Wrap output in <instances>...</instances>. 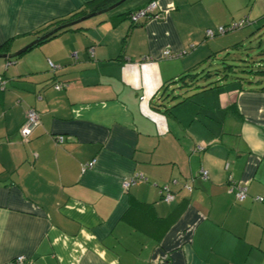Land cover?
Returning <instances> with one entry per match:
<instances>
[{"label":"crops","instance_id":"obj_1","mask_svg":"<svg viewBox=\"0 0 264 264\" xmlns=\"http://www.w3.org/2000/svg\"><path fill=\"white\" fill-rule=\"evenodd\" d=\"M86 1L0 0V53ZM146 1L0 57V264H264V80L225 76L170 110L153 104L211 52L260 48L264 0H156L132 24ZM31 108L39 121L24 139Z\"/></svg>","mask_w":264,"mask_h":264},{"label":"trees","instance_id":"obj_2","mask_svg":"<svg viewBox=\"0 0 264 264\" xmlns=\"http://www.w3.org/2000/svg\"><path fill=\"white\" fill-rule=\"evenodd\" d=\"M118 0H88L83 5L78 7L75 10H72L63 17H57L49 20L47 23H45L43 26L37 28L34 30V34L36 35V41L32 42L31 45L28 47H31L33 45H36L43 40H46L50 38L51 36H54L60 31H63L65 29H71L74 26H77L79 23H75L70 26L62 27L58 29L57 31L48 34L46 37H43L46 35L51 29L55 28L58 25H61L65 22L74 20L86 13H90L96 10L105 9L109 5L115 3ZM127 0H124L123 2H126ZM152 0H147L142 5L138 6L134 10L130 11L127 16L130 17L131 13L135 12L140 7H143L147 3H149ZM122 2V3H123ZM127 11V10H126ZM127 13V12H126ZM155 15V9L153 12L144 18H148ZM131 20V19H130ZM245 19H241L238 21V24L235 26L230 25H220L224 27L223 32L218 31L217 26L215 29L207 28L213 31V34L211 36L207 35L205 30V36L206 37H213L217 34H222L229 29H235L237 27L242 26L244 23H246ZM132 24H137L138 21L133 22L131 20ZM230 31V30H229ZM252 48L251 45H248L247 42H243L242 40L235 41L231 45L224 47L222 49L216 50L211 52L207 57L206 60L203 62H200L197 64V66H194L193 68L186 69L183 72L179 73L176 78L169 80V84L171 85L169 89H162V91L159 93L157 99L159 102H157V99L153 101V104L155 107L160 108L161 105L164 110H170L172 106L175 104L191 97L194 93H197L198 91H201L203 89L211 88L213 85L216 84V82L220 79H224L225 76H229L230 79H235L239 77L243 78H249L252 81H257L255 83H260L258 81L264 80V57L262 55L255 56L254 54H250L247 49ZM0 50L2 51V47H0ZM259 51H264V44L258 48ZM257 50V51H258ZM185 52V51H184ZM260 52L259 54H261ZM17 55L13 57H7L8 61H12L13 58H15ZM243 73V74H242ZM247 75V76H244ZM248 75L250 77H248ZM1 76H0V83H1ZM59 83H54L53 87L55 88V85ZM62 84V83H60ZM63 87V86H62ZM258 88L263 89L264 83L259 84ZM56 89V88H55ZM195 91V92H194ZM172 103V104H171ZM201 144V143H198ZM198 144L195 145V149L202 150L206 144H204L203 148H198ZM201 168V167H200ZM204 168V167H202ZM205 169V168H204ZM200 170V169H199ZM207 170V169H206ZM201 175V174H200ZM202 176V175H201ZM207 176V175H206ZM202 176V177H206ZM234 184H241L235 181H229ZM243 185V184H242ZM190 188V186H188ZM246 188V187H245ZM234 197L236 200L241 201L242 199H237L235 196L234 191H232ZM247 195V191L245 189V197ZM162 197V195H161ZM244 197V198H245ZM243 198V199H244ZM163 199V198H162ZM164 200V199H163Z\"/></svg>","mask_w":264,"mask_h":264},{"label":"built area","instance_id":"obj_3","mask_svg":"<svg viewBox=\"0 0 264 264\" xmlns=\"http://www.w3.org/2000/svg\"><path fill=\"white\" fill-rule=\"evenodd\" d=\"M157 6V2L156 0H152L149 3H147L146 5H144L143 7H140L139 9H137L135 12L131 13L130 18L133 22L138 21L139 18L142 17H147L149 16L153 10L156 8ZM237 23L232 24V26L237 25ZM218 31L219 32H223L224 31V27L223 26H219L218 27ZM207 35L211 36L213 34V31L210 29L206 30ZM183 52H173L170 50H163L162 51V56L166 57V58H171V57H175L178 54H182ZM50 65L52 66V64L50 63ZM65 84H56L55 88L59 89L62 86H64ZM39 121V116L36 110L34 109H28L26 116H25V120L22 122V124L20 125L19 128V132L22 135V137L24 139H26L28 137V135L31 133L32 129L34 128V126L38 123ZM63 140V136L59 135L57 138V141L61 142ZM204 144H198V148H203ZM89 165H91V163H89ZM200 174L202 176H206L207 175V170L204 168H200L199 170ZM139 175V176H138ZM136 177V176H135ZM135 177L130 178L129 180L124 182V185L127 186L129 183L134 182ZM137 177L139 178H143V176L141 174H137ZM245 186L242 184H234L231 183L229 184V190L234 191L235 196L237 199H243L245 197ZM161 192H162V198L165 201H169L173 198V194L171 192H169L166 188V186H163L161 188ZM16 259L18 261H23L24 260V256L23 255H18L16 256Z\"/></svg>","mask_w":264,"mask_h":264},{"label":"water","instance_id":"obj_4","mask_svg":"<svg viewBox=\"0 0 264 264\" xmlns=\"http://www.w3.org/2000/svg\"><path fill=\"white\" fill-rule=\"evenodd\" d=\"M123 1H124V0H118V1H116L115 3H113V4L109 5L108 7H106L105 9H102V10H99V11H96V12H91V13H89V14H86V15L80 16V17H78V18H76V19H74V20H71V21L65 22V23H63V24H61V25H58V26H56L55 28L51 29V30H50L46 35H44L43 37H46L48 34L53 33V32L57 31L58 29H60V28H62V27H66V26L73 25V24H75V23H78V22L82 21L83 19H85V18H87V17H89V16H92V15H94V14H98V13H101V12L106 11V10H108V9H111V8L117 6L118 4L122 3ZM34 41H36V39L33 40L32 42H34ZM32 42H31V43H32ZM31 43H29L28 45H26L24 48H22V49H20V50H17V51H15V52H12V53H0V57H13V56L19 54V53H20L21 51H23L24 49H26L29 45H31Z\"/></svg>","mask_w":264,"mask_h":264},{"label":"rangeland","instance_id":"obj_5","mask_svg":"<svg viewBox=\"0 0 264 264\" xmlns=\"http://www.w3.org/2000/svg\"><path fill=\"white\" fill-rule=\"evenodd\" d=\"M247 44L250 45V42H247ZM257 50H258L257 48H251V47H250L249 49H247V51H248L250 54H254L255 56H260V55L263 54L262 56L264 57V51H262V50H261V51H259V50L257 51ZM260 52H262V53L259 54ZM198 95H199V93H198V94H193V95H192L191 97H189V98H190V99H191L192 97H193V98H194V97L198 98V97H197ZM193 98H192V99H193ZM187 99H188V98H187ZM185 103H187V102L184 101V102H181V103H177L176 106H180V105L185 104ZM188 104H190V103H188ZM185 106H186V105H183L182 108H185Z\"/></svg>","mask_w":264,"mask_h":264}]
</instances>
